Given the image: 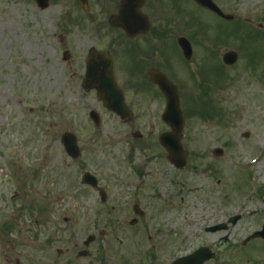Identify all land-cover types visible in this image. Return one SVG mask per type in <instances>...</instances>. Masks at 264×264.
Returning a JSON list of instances; mask_svg holds the SVG:
<instances>
[{"label": "rangeland", "instance_id": "1", "mask_svg": "<svg viewBox=\"0 0 264 264\" xmlns=\"http://www.w3.org/2000/svg\"><path fill=\"white\" fill-rule=\"evenodd\" d=\"M241 2V14L245 18L254 16V24L264 26V0H232L231 4ZM93 12H98L95 6ZM93 16L96 21L88 20ZM198 16L223 26L209 15ZM86 17L87 20L76 0H50L49 8L43 12L37 10L33 0H0V157H4L7 164L11 165L15 157L26 158L21 161L26 169L30 163L38 161L37 157L65 160L59 142L52 144L55 139L68 129L74 130L79 140H87L94 134L93 124L85 120L89 108L99 109V106L93 95L79 90L78 72L87 48L96 43L95 34H102L104 27L102 14ZM66 18L70 21H63ZM255 25L245 26L244 35L253 39L244 37L238 61L231 68L221 63L222 48L217 52L211 48L207 56L203 43L199 44L200 55L194 46L188 67L180 66L181 60L176 63L185 117L183 142L192 166L196 167L193 173L189 169L181 174L182 180L188 183L184 188L193 191L191 199L198 215L210 213L224 198L229 213L240 211L245 215L242 221L245 232L256 230L258 212L264 209V36L256 38ZM98 45H103L101 37ZM65 48L72 56L67 63L61 59ZM206 57L208 64L204 66ZM126 68L121 71L125 69L127 73ZM207 95L210 96L208 101L217 105L216 111L199 109L208 108L202 101ZM105 125L108 127L107 122ZM109 126L122 130L116 124ZM111 128L95 136L99 134L97 139L102 140L105 133L113 132ZM161 129L156 123L153 128L148 127L146 133L151 137ZM83 142L81 146L90 149L88 142L85 141L86 147ZM130 144L127 142L128 147ZM124 146L111 150V154L120 156L118 152L123 151ZM215 147L226 148L222 158L211 156ZM105 151L109 150L103 148L100 155L109 157ZM7 164H1L2 169L9 166ZM68 164L69 182L74 179L72 183L76 184L79 168L71 160ZM14 167L20 168L22 176H27L28 171L20 165ZM106 167L104 165L103 170ZM112 167L110 165L105 173L111 170L117 173ZM254 263L256 254H250L246 264Z\"/></svg>", "mask_w": 264, "mask_h": 264}, {"label": "flooded vegetation", "instance_id": "2", "mask_svg": "<svg viewBox=\"0 0 264 264\" xmlns=\"http://www.w3.org/2000/svg\"><path fill=\"white\" fill-rule=\"evenodd\" d=\"M110 1L113 13L109 18L116 14L120 3V0ZM171 4H175L174 8L165 14L162 6ZM195 8L191 0H144L141 11L149 21L145 33L127 39L121 31L112 29L125 38L123 42L130 57L129 80L131 85L134 83V87L129 86L130 93L139 96L128 102L133 111L123 122L128 129L142 131L148 126L147 113L155 110L152 116L156 117L161 111L164 99L150 83L149 72H160L174 83L175 64L180 61L178 39L184 37L192 45L196 35ZM110 44L108 49L112 52V41ZM220 44V37L215 35L209 48L216 49ZM221 46L227 49L226 42ZM146 96L157 102L156 108L147 109ZM138 145L127 150L125 164L117 166L118 161L110 158L109 165L118 171L115 175L105 174L106 169L102 170L101 165L95 171L98 185L104 181L106 189H113L109 199L114 204L110 208L118 210L120 220L115 223L124 229L119 234L101 222V210H106V203H101L99 192L82 186L76 189L75 224L79 236L70 237L71 223L64 214L69 209L68 163L56 157L31 163L28 193L21 194L29 204L26 211L23 208L28 219L19 214L11 224L0 217V264H172L201 246L214 254L204 264H243L244 246H239L237 239L232 245L228 242L229 236L239 234L236 231L239 222L225 232L205 231L213 221L217 225L227 220V205L222 201L214 212L198 215L190 194L181 195L182 171L168 162L158 143L141 139ZM85 157L87 153L83 149L81 160ZM109 199L107 195L106 201ZM197 228L201 235L196 234ZM195 240L204 242L195 246ZM102 243L120 251L107 253ZM256 264H264L262 239H256Z\"/></svg>", "mask_w": 264, "mask_h": 264}, {"label": "water", "instance_id": "3", "mask_svg": "<svg viewBox=\"0 0 264 264\" xmlns=\"http://www.w3.org/2000/svg\"><path fill=\"white\" fill-rule=\"evenodd\" d=\"M81 2H84L85 0H80ZM37 4L42 8L47 5V0H36ZM200 5L209 6L210 3L208 0H198L197 1ZM123 4H126V0H124ZM115 25H118L116 22H113ZM189 56V53L187 54V58ZM93 61L96 59L95 57L92 58ZM235 60V56L232 54H226L224 56V61L228 62L229 64L233 63ZM90 71H96L97 66L95 64H91L89 66ZM158 86L160 87L161 91L166 96V111L163 115V117L172 124L171 127L173 129L172 134L163 135L160 137V142L163 145V147L169 152V159L172 163H174L177 166H183L184 165V155L181 151V147L179 145V137L178 134L182 130V119L179 113L178 109V97L176 95L175 88L167 83L165 80L156 82ZM99 93H102L101 90L98 89ZM102 99L106 102L108 109H114V111H118L119 108H116L114 106V99L108 98L109 100H106L105 96H101ZM122 112V111H121ZM175 142V143H173ZM62 143L64 150L66 153H68L71 157L74 159L77 157V147L75 138L71 134H64L62 136ZM85 180L87 182H90L92 179L91 177H86Z\"/></svg>", "mask_w": 264, "mask_h": 264}]
</instances>
